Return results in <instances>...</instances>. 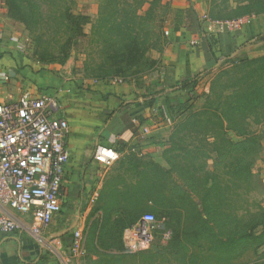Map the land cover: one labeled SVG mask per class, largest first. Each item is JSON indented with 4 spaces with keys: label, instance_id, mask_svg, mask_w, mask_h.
<instances>
[{
    "label": "trees",
    "instance_id": "trees-1",
    "mask_svg": "<svg viewBox=\"0 0 264 264\" xmlns=\"http://www.w3.org/2000/svg\"><path fill=\"white\" fill-rule=\"evenodd\" d=\"M70 2L72 1L6 0L10 18L22 24L30 33L36 46L35 52L44 63L64 65L71 57L73 50L82 41L92 39L96 49L93 50L92 55H88L89 61L85 68L97 80L112 81L118 79L117 77H123V82L128 83L126 80L128 76L155 70L159 62L148 56L151 49L150 43L161 42L162 30L166 23L174 27L200 29L199 19L192 9H173L166 0H100L99 17L94 24L92 23L93 30L89 36L85 34L84 28L91 24L90 17L76 14L68 5ZM257 2L264 3V0H257ZM146 5H148V9L144 10ZM262 12L264 13V7L259 10V14ZM50 30L55 35L53 40L49 36ZM47 38H50L51 41ZM45 45L48 47H44ZM224 62L249 71L243 77L241 87H235L233 93L224 102L219 100L220 105L213 114L217 118V130L213 129V134L215 133L217 137H213L211 134L210 136L213 137V140H217L215 145H219V141H226L228 144L223 148L237 146L239 150L244 151L243 156L236 163L235 170L239 179L250 185L252 172L249 162L251 163L252 146L255 139L250 137L247 116L264 108V57L256 60L232 59L228 54ZM250 69L253 71L251 72ZM204 75L205 73L199 74L178 83L174 92H185L191 89ZM252 80L254 82L248 84ZM167 94L161 91L153 99V102H156L159 97L167 98ZM187 98V95L182 97L184 100ZM158 111L161 116L165 117L164 108L159 107ZM207 116L209 118L212 115L199 112L186 119L183 126H180L172 137L173 149L164 154L172 170L177 169L185 174V180L191 186L190 192L200 195L199 204L196 208L192 207L191 211L198 218V223L188 228L194 232L190 237H185V240L187 238L190 241L196 240L201 249L189 251L188 246L185 245L186 241L180 240L179 234V237L173 238L166 248L169 250L168 252H172L171 256L178 258V264H212L211 260L223 257L227 259L226 261L232 262L235 258L233 254L242 251L244 247L248 250L254 243V250H257L264 244V212L259 210L251 214L252 225L247 229L243 219L234 218L235 220H231L226 215L223 185L218 181L216 174L206 172L203 177H199L200 172L197 170L195 162L201 157L202 150H207L209 147L207 144L209 138L200 129L203 125L200 119ZM229 132H237L236 136L243 139L234 143L229 140ZM194 136L205 137L201 141V151L197 147L195 154H189L179 148L185 142V138ZM215 145L213 143L210 146ZM171 153L175 154V158L171 157ZM215 153L220 156L218 152L215 151ZM176 158L182 159L184 162L187 158L189 166L186 169H181L174 160ZM247 160H249L248 163ZM152 170L164 178L169 177L157 165L153 164ZM211 179L214 182L210 183ZM157 183L159 187L158 192L156 187V195H159L161 199L155 202L151 200L153 193L146 191L139 184L114 187L109 192L104 187L97 201L99 205H105L104 208L101 207L103 217L99 219L98 215L89 229L84 232V256L89 260V264H119L125 261L126 257H131L123 254L125 247L121 237L127 230L139 223L143 210L150 201L155 205L156 213L160 217L165 215L169 217L166 229L174 225L172 215L176 216L175 219L179 222L182 220V213H178L175 208L167 207L164 203L168 199L164 192L167 180H159ZM109 197L110 199L107 201L106 198ZM99 210L93 213L100 214ZM104 210L106 213L114 210L115 213H119L118 217L113 218L112 213L106 215ZM258 229H261L259 235L256 234ZM159 232H164V230ZM217 232L220 234V240L217 238ZM100 242H103V249L97 250ZM92 251L95 253L94 255H91ZM111 252H115V254L110 255ZM159 253L160 249L155 248L140 253L138 256L148 255L153 260ZM94 256L96 257L93 259Z\"/></svg>",
    "mask_w": 264,
    "mask_h": 264
},
{
    "label": "crops",
    "instance_id": "crops-1",
    "mask_svg": "<svg viewBox=\"0 0 264 264\" xmlns=\"http://www.w3.org/2000/svg\"><path fill=\"white\" fill-rule=\"evenodd\" d=\"M207 2L170 0L173 9H192L200 29L170 26L165 50L156 58L158 67L137 88L133 83L116 84L75 75L67 66L57 67L54 74H37L36 67L22 59L11 43L12 38L21 41L25 27L10 18L6 0H0V104L16 102L25 91L33 97H54L58 107L52 117L67 120L64 142L71 154L62 185V212L38 236L31 230V215L15 214L20 229L11 235L0 234V264H66L74 232H86L99 215L91 211V204L97 203L110 169L94 160L97 148L115 150L118 163L136 151L131 150L135 146L140 154L155 152V146L148 142L150 136L142 137L138 126L152 125L154 111L150 107L155 102L151 100L168 82L166 70L172 81L180 83L210 71L228 54L232 59L245 52L264 55V13L245 19L242 28H229L225 22L207 19ZM143 94L151 96L145 99ZM80 259L73 258L70 264H79Z\"/></svg>",
    "mask_w": 264,
    "mask_h": 264
},
{
    "label": "rangeland",
    "instance_id": "rangeland-1",
    "mask_svg": "<svg viewBox=\"0 0 264 264\" xmlns=\"http://www.w3.org/2000/svg\"><path fill=\"white\" fill-rule=\"evenodd\" d=\"M71 1L72 2L68 5L76 14L90 17L91 24L87 25L84 28V31L86 35L91 36L93 30L92 23L94 24L99 17L100 0ZM166 1L170 3V0ZM207 3L210 6V12L208 11L207 19L215 22H231L240 19H249L254 15H259V10L264 7V3L257 2V0H208ZM146 9H148V5L145 6L144 10ZM167 18H169V16H167ZM169 27L170 25H168V23L164 24L160 43H150L151 49L148 55L150 58L157 60L156 58L164 52L166 39L169 36H166L165 32H169ZM46 30L48 29L46 28ZM49 36L52 40L54 39L55 35L51 30ZM51 39L47 38L49 41H51ZM21 42L24 46L22 59H26L31 65H34L37 69V74H43L46 72L54 74V69L57 67L67 66V68L73 69L75 75L97 80V78L91 76L89 71L85 68L89 61L88 55H92L93 50L96 49L92 43V39H85L82 41V43L73 50L71 57L64 65L42 62L35 52L36 46L33 37L26 29L21 38ZM44 47L47 48L48 46L45 45ZM257 54L245 52L239 54L235 58L256 60L264 57V55L260 56ZM216 64L217 63H215V67L213 66L210 71L206 72L191 89L177 93L174 92L176 89L175 87L178 86L177 80L174 79L172 81L171 73L166 70L164 74L166 79H168V82H164V87L158 89L157 92L155 91V95H159L161 91L165 94H169H167V98L159 97L158 100L156 99L155 105L152 104L150 107L151 111H154L152 125L150 127L144 126L143 124L141 125L143 129L148 130V135L150 136L148 142L155 146V152L150 154H140L138 151L139 147H132L131 150L135 148L136 151L133 150L131 154L124 157L122 163L117 162L119 161V158L116 161L118 164L115 162L114 165L109 168L110 170L107 173L105 180V188L108 189V192L114 187L139 184L144 187L146 191H151V193H153L151 196L153 202L161 199L159 198V195H156V187L157 192L159 187L157 182L159 180H167V187L164 192H166L165 197L168 199H166V202L164 201V203L167 207H172L171 209L175 208L178 213H182L183 215L181 216L182 220L180 222L175 219L176 216L172 215V223L174 225L169 229H166L169 217L165 214V216L160 217L156 213L155 205L150 201L148 206H145L139 223L130 230H127L121 237L125 247V252L123 254L131 257H126L125 261H122L119 264H178V258L171 256L172 252H168L169 250L166 248L173 238L179 237V234L180 240H185V237H190L192 232H194V230H189L188 228L198 223V218H196L191 211L192 207L196 208L199 204L200 195L196 192H190L191 186L187 184L185 174L177 169L172 170L171 166L165 159L164 154L173 149L172 137L176 130L180 126H183V122H185L186 119H189L191 116L193 117L196 113L205 112L212 115L209 116V118L207 116L200 119L203 124L200 129L204 134H207V137L209 138L207 144L209 147H207V150L203 151L201 148V141L205 137L194 136L196 139L194 137L188 139L185 138V142L179 148L189 154H195V149L197 147L200 151L202 150L201 157L195 162V166L200 172L199 177H203L206 172H214L213 174H216L218 181L223 185L225 196L224 207L227 210L226 215L229 216L231 220H235L234 218L243 219L245 221L244 224L248 229L250 228V225H252L251 214L258 212L259 210L264 212V108L256 110L247 116V128L250 132V137L255 139L252 146L253 154L251 157V163L249 162L252 172V182L248 185L244 180L239 179L238 174H236L237 171L235 170L236 163L243 156L244 151L239 150V147L237 146L235 148H230V146L223 148V146L228 144L226 141H219V145H215L217 140H213V137L217 136L215 133L213 134V131L217 130V118H215L213 114L216 112V108L220 105V99L224 102L225 99L230 97V94L233 93L235 87L239 88L243 85V77L246 76L249 70L236 68L239 66L225 63L224 61H221L218 66ZM154 71L155 70L143 74L128 76L126 80L128 83H133L139 88L140 85L143 83L145 84L146 81L144 79L150 77ZM250 71L252 72L253 69H250ZM117 78L124 79L123 77ZM253 82L254 80L248 82V84ZM125 83L126 82H124V84ZM153 90H151V92ZM184 95H187V100L182 99ZM150 96L151 94H143L145 99H148ZM151 101H153V99ZM151 101L146 100V103ZM159 107L164 108L165 117L161 116L159 113ZM210 134L213 137L210 136ZM236 135L237 132H229V140L238 143L243 139ZM213 143L215 146H210ZM214 149L220 156H217ZM171 157L175 158V154L171 153ZM174 160L176 161L177 166L181 169H186L189 166L187 158L185 159V162L182 159L177 158ZM248 161L249 160H247V163ZM153 164L159 166L169 177L164 178L162 175L152 170ZM241 165L243 166L244 163ZM211 182H214V180L211 179L210 183ZM106 199L109 201L110 197ZM91 206V211L93 212L100 209L98 211L100 212L99 219H102L103 213L101 214V210L103 209L101 207L103 206L104 208L105 205L93 203ZM111 213L113 218L118 217L119 213H115L114 210L108 213L105 211L106 215ZM147 215H152L154 217V223L145 224L142 221ZM161 225L164 226L163 229L160 228ZM137 229H139V231ZM194 229L196 231V227ZM160 230H164V232H159ZM260 233L261 229L256 230V234L259 235ZM219 235L220 234L217 232V238H219ZM185 241V245L188 246L189 251H199L201 249L196 240L190 241V239L187 238ZM98 245L99 248L97 247V250L103 249V242L98 243ZM155 248H159L160 253L153 260L149 258L148 255H145L144 257L138 256L140 253L154 250ZM94 254L95 253L92 251L91 255ZM112 254L114 255L115 252L110 253V255ZM233 256L235 258H233L232 262L226 261L227 259L223 257L221 259L211 260L210 263L264 264V244L257 250H254V243H252V246L248 250L244 247L242 251L237 254L234 253ZM80 257L82 260L80 259L81 262L79 264H89V260L84 254H81ZM95 257L96 256H94L93 259ZM220 260L223 261L219 262Z\"/></svg>",
    "mask_w": 264,
    "mask_h": 264
},
{
    "label": "built area",
    "instance_id": "built-area-1",
    "mask_svg": "<svg viewBox=\"0 0 264 264\" xmlns=\"http://www.w3.org/2000/svg\"><path fill=\"white\" fill-rule=\"evenodd\" d=\"M245 21L240 19L224 24L229 28H242L246 24ZM165 34L168 36L169 32ZM11 43L18 54H24V46L19 39L12 38ZM112 82L124 84L122 79H114ZM59 92L63 93L62 90ZM66 92L71 93V90ZM57 107L58 103L54 97H33L28 91L14 103L0 104L2 235H11L20 229L15 214L31 215L34 220L31 230L38 236L41 230L48 227L53 218L62 212V185L71 154L65 148L64 142L69 129L67 120L52 117ZM138 127L142 137L148 136L147 129ZM118 158L115 150L106 147H98L94 153V160L106 168H111ZM142 221L152 224L154 217L147 215ZM73 237L71 257L66 264H70L73 258H79L84 253V232L76 231Z\"/></svg>",
    "mask_w": 264,
    "mask_h": 264
},
{
    "label": "water",
    "instance_id": "water-1",
    "mask_svg": "<svg viewBox=\"0 0 264 264\" xmlns=\"http://www.w3.org/2000/svg\"><path fill=\"white\" fill-rule=\"evenodd\" d=\"M75 227H76V225H74V226L72 227V229H75ZM160 228H162V229H163V228H164V226H163V225H161V226H160Z\"/></svg>",
    "mask_w": 264,
    "mask_h": 264
}]
</instances>
